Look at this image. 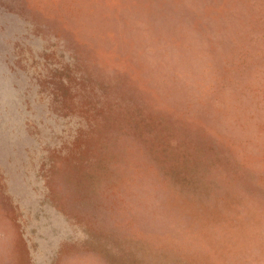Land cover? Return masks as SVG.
Masks as SVG:
<instances>
[{"label": "rangeland", "instance_id": "rangeland-1", "mask_svg": "<svg viewBox=\"0 0 264 264\" xmlns=\"http://www.w3.org/2000/svg\"><path fill=\"white\" fill-rule=\"evenodd\" d=\"M0 264H264V0H0Z\"/></svg>", "mask_w": 264, "mask_h": 264}, {"label": "bare ground", "instance_id": "bare-ground-1", "mask_svg": "<svg viewBox=\"0 0 264 264\" xmlns=\"http://www.w3.org/2000/svg\"><path fill=\"white\" fill-rule=\"evenodd\" d=\"M26 200V199H25Z\"/></svg>", "mask_w": 264, "mask_h": 264}]
</instances>
